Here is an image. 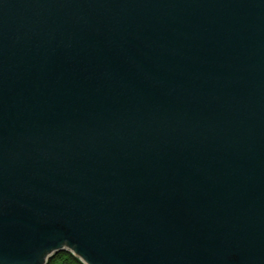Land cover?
I'll use <instances>...</instances> for the list:
<instances>
[{
  "label": "water",
  "instance_id": "obj_1",
  "mask_svg": "<svg viewBox=\"0 0 264 264\" xmlns=\"http://www.w3.org/2000/svg\"><path fill=\"white\" fill-rule=\"evenodd\" d=\"M264 264V0H0V264Z\"/></svg>",
  "mask_w": 264,
  "mask_h": 264
},
{
  "label": "trees",
  "instance_id": "obj_2",
  "mask_svg": "<svg viewBox=\"0 0 264 264\" xmlns=\"http://www.w3.org/2000/svg\"><path fill=\"white\" fill-rule=\"evenodd\" d=\"M46 264H85L79 257L69 250L60 251L52 255Z\"/></svg>",
  "mask_w": 264,
  "mask_h": 264
}]
</instances>
